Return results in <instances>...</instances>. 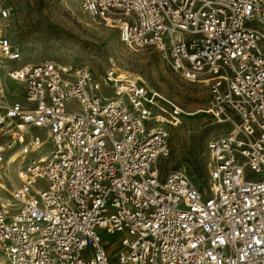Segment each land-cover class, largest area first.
Segmentation results:
<instances>
[{
    "label": "built area",
    "instance_id": "built-area-1",
    "mask_svg": "<svg viewBox=\"0 0 264 264\" xmlns=\"http://www.w3.org/2000/svg\"><path fill=\"white\" fill-rule=\"evenodd\" d=\"M78 5L127 47H152L204 83V111L226 130L206 144L202 183L181 168L163 173L168 128L183 115L175 103L116 68L11 66L20 53L0 29L6 264H264V0ZM2 71L24 103L7 101Z\"/></svg>",
    "mask_w": 264,
    "mask_h": 264
},
{
    "label": "rangeland",
    "instance_id": "rangeland-1",
    "mask_svg": "<svg viewBox=\"0 0 264 264\" xmlns=\"http://www.w3.org/2000/svg\"><path fill=\"white\" fill-rule=\"evenodd\" d=\"M0 29L20 53V59L11 66L50 60L72 67L87 66L95 76L116 68L175 103L183 115L179 125L168 128L170 155L160 161V170L164 173L181 168L196 184L203 182L206 144L226 130V124L214 122L204 111L210 102L204 83L185 81L152 47H127L115 28L81 11L78 0H0ZM2 80L7 101L24 103L22 85L3 71ZM50 147L47 141L41 152ZM12 176L16 179L14 171ZM101 238L113 243L117 235L102 233ZM0 264H6L1 254Z\"/></svg>",
    "mask_w": 264,
    "mask_h": 264
}]
</instances>
